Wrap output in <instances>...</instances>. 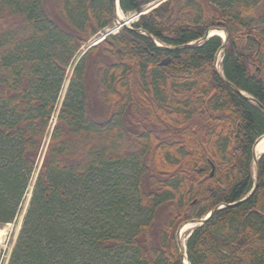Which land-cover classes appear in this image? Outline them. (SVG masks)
<instances>
[{
	"label": "trees",
	"instance_id": "16d2710c",
	"mask_svg": "<svg viewBox=\"0 0 264 264\" xmlns=\"http://www.w3.org/2000/svg\"><path fill=\"white\" fill-rule=\"evenodd\" d=\"M116 21V0H0V226L38 170L7 264H183L177 230L214 210L188 263L264 264V0H168L70 74Z\"/></svg>",
	"mask_w": 264,
	"mask_h": 264
},
{
	"label": "rangeland",
	"instance_id": "374dc122",
	"mask_svg": "<svg viewBox=\"0 0 264 264\" xmlns=\"http://www.w3.org/2000/svg\"><path fill=\"white\" fill-rule=\"evenodd\" d=\"M117 15L119 16L118 13H117ZM120 15L121 16H119V18L120 17L124 18V19L128 18L127 16L123 15V13L121 11H120ZM118 16H117V18H118ZM130 25L131 24H129V27H130ZM253 30H254L255 34L261 33V32H263V27L261 25H256L253 27ZM211 32L226 33L224 30H219V29H213L210 31L209 34H211ZM215 36H218V35H215ZM218 37H220L224 41L225 35H224V37H221V36H218ZM224 48H225V46H223L222 50L219 51V53L217 54V60L215 62V68L217 69V71L219 73H221V64H222V60H223ZM250 50L254 51L255 48H252ZM85 53H86V48H84L81 51V53L79 54V56H77V58L75 59L73 65L71 66V69L69 71L70 74L72 72V69L77 65V63L80 61L81 57ZM70 74H69V78H70ZM69 78H67L63 84L61 94H60V102L63 101V99L67 93L68 86H69ZM54 122H55V119H53V124H54ZM148 128L155 131V132H159L161 130L160 127L149 126ZM47 145H48V141L45 143V148H43V151L41 152L39 167H40L41 162L44 159V155H45ZM252 170H253V175L255 178V162L252 163ZM37 174H38V170L36 171L35 175L33 176L32 180H31V183H30L29 188L27 190V193L25 195L23 204H22L20 211H19L18 215L16 216L15 220L10 224L0 226V230L2 231V233L0 235V264H7L8 263V259L10 257L11 252H12V249H13L14 245L16 244L17 238L19 236L20 230H21L22 225H23L24 216L26 214L27 208L29 206V203H30V200L32 197V192L34 189V184L36 181ZM187 224H191V221L186 222L183 225H181L180 228L177 230V233H176V241L177 242L179 241L181 243V249H182L183 254H184V262L186 261L185 264H189L188 261L186 260V252H185L186 241L188 240L187 238L191 234L192 230L194 228L198 227V225H195L194 227L189 229L187 232H184L181 234L182 229ZM182 263H183V260H182Z\"/></svg>",
	"mask_w": 264,
	"mask_h": 264
},
{
	"label": "water",
	"instance_id": "95a60500",
	"mask_svg": "<svg viewBox=\"0 0 264 264\" xmlns=\"http://www.w3.org/2000/svg\"><path fill=\"white\" fill-rule=\"evenodd\" d=\"M166 1H168V0H155V2H153L152 4H150V5H148L146 8H144L143 11H142L141 13L131 14V15L128 16V18L125 19V20H121V19L119 18V16L117 15L118 18H117V21H116L115 26H113L112 28H110L105 34H101V35H99L98 37H96L95 39H93V40L91 41V43L89 44V47L86 49V51H87L89 48L94 47V46H96V45L102 43L104 40H106L107 37H109V36H111V35H115V34H117V33L119 32L120 29H122V28H128V27H129V24H132V23H135L136 21H138V19H139V17H140L141 15H146L147 13L151 12L152 10H154L155 8H157L159 5H161L162 3L166 2ZM118 9L120 10V6H119V2H118V0H116V11H117V13H118ZM224 35H225L224 42L226 43V41H227V34L224 33ZM210 37H212V36H210V34H209V35H207L205 38H203L202 40H200V41L197 42V43H202V42H204L206 39H209ZM160 48H162V47H160ZM162 49H163V48H162ZM168 62H169V59H165V60L162 62V64L165 65V64H167ZM256 69H257V72H259L260 69H259V68H256ZM255 104H257V103L255 102ZM262 139H264V136L261 137V138L257 141V143L255 144V146H254V148H253V152H252V154H253V162H255V180H256V184H255V187L253 188L252 192H251L250 195L248 196V198H250V197L253 195L254 191H255L256 188H257V184H258V160H259L260 156H259V157L257 156V153H256V146H257V144H258ZM42 162H43V161H42ZM42 162H41V164H42ZM41 164H40V166H41ZM210 176H213V171L211 172ZM248 198H247V199H248ZM223 208H224V207H223ZM214 211H215V210H214ZM214 211L211 212L210 214H208V215H207L204 219H202V220H193V221H191V224L198 225V226L203 225V224H204L205 222H207V221L209 220V218L213 215ZM185 226H186V225H185ZM185 226H184V227H185ZM178 233H179V232H178ZM177 235H178V234H177ZM190 235H191V234H190ZM190 235L188 236V238L190 237ZM188 238H187V239H188ZM177 245H178L179 250H180V253H181V257H182V260H183V264H185V262H184V254H183V251H182V249H181V243L178 241V242H177Z\"/></svg>",
	"mask_w": 264,
	"mask_h": 264
},
{
	"label": "bare ground",
	"instance_id": "6f19581e",
	"mask_svg": "<svg viewBox=\"0 0 264 264\" xmlns=\"http://www.w3.org/2000/svg\"><path fill=\"white\" fill-rule=\"evenodd\" d=\"M118 14L119 16L120 15V10L118 9ZM121 20H125L124 18H121ZM215 35H218V36H221V37H224V33H217V32H211L210 36H215ZM256 153H257V156H261L262 154H264V139H262L256 146ZM195 225L193 224H187L181 231V234L184 233V232H187L189 229H191L192 227H194ZM2 231L0 230V235H1ZM186 263V261H185Z\"/></svg>",
	"mask_w": 264,
	"mask_h": 264
}]
</instances>
